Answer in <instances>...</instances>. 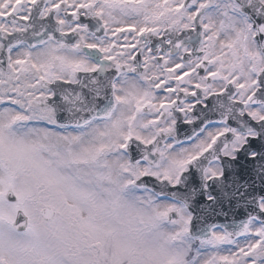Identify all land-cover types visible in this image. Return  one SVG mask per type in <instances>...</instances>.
Wrapping results in <instances>:
<instances>
[{"label": "snow or ice", "instance_id": "snow-or-ice-1", "mask_svg": "<svg viewBox=\"0 0 264 264\" xmlns=\"http://www.w3.org/2000/svg\"><path fill=\"white\" fill-rule=\"evenodd\" d=\"M0 264H264V0H0Z\"/></svg>", "mask_w": 264, "mask_h": 264}]
</instances>
